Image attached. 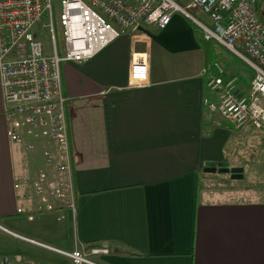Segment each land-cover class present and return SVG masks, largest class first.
<instances>
[{"label":"crops","instance_id":"0c3cea01","mask_svg":"<svg viewBox=\"0 0 264 264\" xmlns=\"http://www.w3.org/2000/svg\"><path fill=\"white\" fill-rule=\"evenodd\" d=\"M259 16L264 21V12ZM196 28L174 14L162 29L126 30L93 57L60 63L75 155V212L72 220L64 214L59 221L34 215L31 220L58 222L46 227L45 241L24 233L20 219L26 216L16 213V196L25 189L13 186L17 177L44 168V145L27 136L20 146L8 140L0 90V255L45 264L32 252L44 248L16 233L66 250L74 244L103 246L108 252L96 260L104 264H264V199L239 200L203 188L216 173L204 171L205 163L227 162L226 132L211 126L203 105L204 98L214 99L205 79L216 74L206 67V56L225 77L235 78L239 93L252 74L222 46L201 44ZM134 57L144 62L141 79L129 74ZM201 67L207 68L203 77ZM28 142L32 150L25 148Z\"/></svg>","mask_w":264,"mask_h":264},{"label":"built area","instance_id":"2783aa9c","mask_svg":"<svg viewBox=\"0 0 264 264\" xmlns=\"http://www.w3.org/2000/svg\"><path fill=\"white\" fill-rule=\"evenodd\" d=\"M174 14L187 18L204 40L222 46L251 70L249 87L239 93L235 78L225 77L214 61L216 74L204 84L214 99L204 98L205 111L219 115L237 131L251 127L264 134V21L253 0H60L55 23L51 0H0V90L6 136L16 146L25 136L44 145V168L14 181L15 189H25L16 196V213L28 220L37 214H52L57 221L64 214L74 218L75 155L67 134L60 63L85 61L126 30L149 25L162 29ZM38 27L48 33V53ZM56 29L61 53L55 49ZM206 70L201 67L198 75L203 77ZM144 71L142 57H134L130 76L141 79ZM25 148L32 150L33 143ZM12 234L65 257L68 264H100L96 257L108 252L99 245L60 249ZM0 264L33 263L20 255H0Z\"/></svg>","mask_w":264,"mask_h":264},{"label":"rangeland","instance_id":"374dc122","mask_svg":"<svg viewBox=\"0 0 264 264\" xmlns=\"http://www.w3.org/2000/svg\"><path fill=\"white\" fill-rule=\"evenodd\" d=\"M258 12H264V0H253ZM60 0H51L53 21L55 23L56 14L59 9ZM39 28V27H38ZM44 31L41 35V42L45 51H50V40L48 33ZM58 31L56 29L54 35L55 49L57 52L61 49V42L58 37ZM224 59H228L223 56ZM220 64L223 65L222 60L219 59ZM244 72L251 74V70L245 64L241 66ZM218 115H212L206 112L207 120H211V126L215 125L216 128L224 129L226 132V141L224 144V159L230 166L240 167L242 169V177L239 179H232L227 177L226 173L216 172L215 174L208 175L205 179L203 188L212 192V190H222L228 192L231 197L237 199H264V134L257 129L248 127L241 131H236L232 126L226 125L225 121L217 117ZM211 118V119H210ZM209 122V121H208ZM230 127V128H229ZM22 155H28V152H21ZM27 167V166H26ZM34 170V168L29 171ZM226 174V175H224ZM44 215V214H40ZM53 217L52 214H47ZM54 218V217H53ZM47 222L35 219L28 221L20 219V226L24 228V233L30 235L38 240H47V237L43 234L48 231L46 227L57 226L58 222H55L50 217ZM47 242V241H46ZM50 242V241H48ZM32 252L40 257L41 262L45 264H67L66 259L60 255L53 254V252L45 251L44 249H32ZM100 264L102 262L97 261ZM35 264V263H33Z\"/></svg>","mask_w":264,"mask_h":264},{"label":"water","instance_id":"95a60500","mask_svg":"<svg viewBox=\"0 0 264 264\" xmlns=\"http://www.w3.org/2000/svg\"><path fill=\"white\" fill-rule=\"evenodd\" d=\"M203 170L226 173L232 179H239L242 177V169L240 167L230 166L228 162L225 161L217 162L215 165L212 162H206Z\"/></svg>","mask_w":264,"mask_h":264},{"label":"trees","instance_id":"16d2710c","mask_svg":"<svg viewBox=\"0 0 264 264\" xmlns=\"http://www.w3.org/2000/svg\"><path fill=\"white\" fill-rule=\"evenodd\" d=\"M197 29V28H196ZM196 31V37H197V40L202 44V42H204L205 43V45H207L209 48H210V46L212 47L211 49H213V46H216V47H219L220 45H217L214 41H210V40H204L203 38H202V36H201V32H200V30L198 31V29L197 30H195ZM209 56H211V55H207L206 56V59H207V65H206V67H208V68H210V67H212V64H211V57L209 58ZM214 69V68H213Z\"/></svg>","mask_w":264,"mask_h":264}]
</instances>
